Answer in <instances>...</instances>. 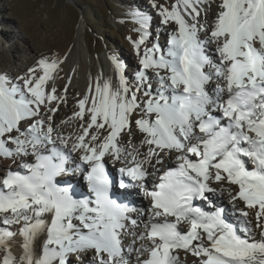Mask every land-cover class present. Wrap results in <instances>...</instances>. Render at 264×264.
<instances>
[{"label":"snow or ice","instance_id":"obj_1","mask_svg":"<svg viewBox=\"0 0 264 264\" xmlns=\"http://www.w3.org/2000/svg\"><path fill=\"white\" fill-rule=\"evenodd\" d=\"M129 17L71 103L67 54L0 71V264H264V0Z\"/></svg>","mask_w":264,"mask_h":264},{"label":"rangeland","instance_id":"obj_2","mask_svg":"<svg viewBox=\"0 0 264 264\" xmlns=\"http://www.w3.org/2000/svg\"><path fill=\"white\" fill-rule=\"evenodd\" d=\"M147 3L148 0H0V71L16 74V66L24 70L37 57L49 53H73L67 66L79 70L75 36L84 18V45L87 43L92 52L88 63L99 64L101 56L117 52L124 63H129L126 72L131 75L138 60L127 39L135 37L129 13L131 7ZM166 37L162 31L161 44ZM79 83L70 88V96L79 90Z\"/></svg>","mask_w":264,"mask_h":264},{"label":"bare ground","instance_id":"obj_3","mask_svg":"<svg viewBox=\"0 0 264 264\" xmlns=\"http://www.w3.org/2000/svg\"><path fill=\"white\" fill-rule=\"evenodd\" d=\"M134 7H131V9H133ZM84 21H85V19L83 18V21H80V23L78 24L77 32H76V36H75V41L77 44L75 51H77V53L79 54L77 61L79 62L80 68H79V70L76 71V74L73 78V84L79 83V81H81L83 83V84L79 83L80 84L79 90H76V92H80L81 90L84 89L83 85H86L88 83L90 76L94 77L95 75H97L101 71H103L105 73V75H113V70L109 66V62L107 60V57L105 58V56H101V58H99V61H100V62L98 61L99 64L95 65L92 63L93 64L92 65V64L88 63V56L92 60V52L89 49L87 43H85V45H84V38H85V30H84V26H83ZM72 54H70V56ZM115 54L117 55L118 53L115 52ZM107 56H109V54ZM125 64L128 65L129 63L126 62ZM16 69L18 70L19 73H22V71H23L22 66H16ZM127 70L130 71V69H127ZM60 83H61V81H60ZM69 93H70V90H69ZM69 99H70V103H71V96L70 95H69ZM60 115L63 116L64 113L62 112ZM224 200L226 203L227 202V193L224 194Z\"/></svg>","mask_w":264,"mask_h":264}]
</instances>
